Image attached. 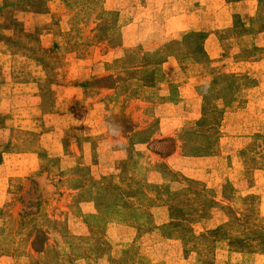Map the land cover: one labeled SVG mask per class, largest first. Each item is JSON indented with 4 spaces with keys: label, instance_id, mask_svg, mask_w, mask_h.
I'll return each mask as SVG.
<instances>
[{
    "label": "rangeland",
    "instance_id": "374dc122",
    "mask_svg": "<svg viewBox=\"0 0 264 264\" xmlns=\"http://www.w3.org/2000/svg\"><path fill=\"white\" fill-rule=\"evenodd\" d=\"M0 264H264V0H0Z\"/></svg>",
    "mask_w": 264,
    "mask_h": 264
}]
</instances>
